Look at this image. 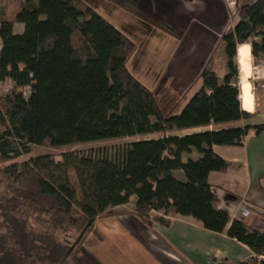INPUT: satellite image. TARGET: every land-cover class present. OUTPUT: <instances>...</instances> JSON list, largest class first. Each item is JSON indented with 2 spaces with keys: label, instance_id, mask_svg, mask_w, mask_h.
I'll return each mask as SVG.
<instances>
[{
  "label": "trees",
  "instance_id": "1",
  "mask_svg": "<svg viewBox=\"0 0 264 264\" xmlns=\"http://www.w3.org/2000/svg\"><path fill=\"white\" fill-rule=\"evenodd\" d=\"M23 1L15 21L24 32L0 24V83L14 85L0 98V187L10 196L0 204V264H68L86 238L102 239L98 219L132 196L148 226L167 224L164 216L192 217L263 254L264 232L218 210L208 182L210 173L230 166L213 147L242 146L252 127L167 134L251 118L242 107L237 56L248 43L252 57L264 60V0L242 6L223 35L225 77L205 69L201 90L184 107L171 88L151 91L129 72L135 44L82 0ZM27 87L25 98L18 88ZM151 134L163 136L128 144L114 156L71 152L60 162L49 155L16 161L47 142L61 148ZM193 150L201 158L184 163L182 155ZM176 170L186 181L174 177ZM23 209L54 231L79 233L76 243L53 247L51 237L30 229Z\"/></svg>",
  "mask_w": 264,
  "mask_h": 264
},
{
  "label": "crops",
  "instance_id": "2",
  "mask_svg": "<svg viewBox=\"0 0 264 264\" xmlns=\"http://www.w3.org/2000/svg\"><path fill=\"white\" fill-rule=\"evenodd\" d=\"M109 1L113 6L108 14L97 11L135 44L136 50L127 62L129 72L138 81H188L189 84L197 81L195 87L197 85L198 92L203 86L202 73L205 69H213L220 80L228 72L226 63L221 68L222 71L218 69V61L226 58L222 37L233 21L232 6L238 9L241 1L247 5L255 0ZM237 22L236 17L232 23L234 25ZM20 25L22 31H14L15 34L24 32V25ZM153 38L158 42H151ZM167 40H172L173 51L170 53L171 57L163 63L160 58L163 50L159 51V48L165 49L168 46ZM153 47L157 48L156 51H151ZM252 59L251 46H241L238 53L242 80L240 89L243 83L251 85V78L248 76H251ZM251 94L252 102L246 104L242 101L241 91L242 107L251 114L250 119L174 132H185L179 136L183 137L214 128L226 130L252 127L242 146L213 147L214 153L230 166L225 173H210L208 182L218 198V210L226 211L232 220H246L254 229L264 232V131L258 134L255 130V127L264 126V104L260 110L254 111L252 86ZM204 128L210 129L188 133ZM200 158L201 154L196 150L182 155L184 163L189 160L198 161ZM173 175L177 180L186 181L180 170L174 171ZM136 205L137 198L132 196L127 204L110 209L120 216L118 220H107L101 224L98 219L96 223V227L104 235V243L118 242L121 249L126 246L125 252L131 264H241L256 256L246 245L230 238L226 233L205 229L201 222L192 217L164 216L168 220L167 224L154 222L152 226H148L137 216ZM241 206L249 209L251 216L241 218L238 213ZM116 230L121 232L120 237L114 236ZM104 231L109 235L113 232V235L107 238ZM107 260L109 258L94 256L86 250L80 264H109Z\"/></svg>",
  "mask_w": 264,
  "mask_h": 264
},
{
  "label": "rangeland",
  "instance_id": "3",
  "mask_svg": "<svg viewBox=\"0 0 264 264\" xmlns=\"http://www.w3.org/2000/svg\"><path fill=\"white\" fill-rule=\"evenodd\" d=\"M82 2H84V4H86L87 6L93 8L95 11L98 10L100 13H104L105 15L108 14L109 12L108 10H110L113 6L109 0H82ZM243 5H244V1H241L240 7L238 9L236 7L233 8L234 6H232L234 16L232 15L231 18L233 21L236 17L239 21V11L241 9V6ZM23 6H24L23 0H0V24L3 21L12 22L14 24V31L16 33L21 32L22 25H20L19 23H16L15 20H16L17 14L21 11ZM98 11L97 13L100 14ZM102 17L105 19L104 15ZM232 22L230 23V28L233 27ZM167 41H168L167 42L168 46L165 47V49L159 48V51L163 50L160 53L161 62L163 63H165L166 60H168V58L171 57L170 53L173 51L172 40H167ZM151 42L155 44L158 41L156 38H153ZM155 47L151 48V51H156L155 49L157 48ZM1 49H2V43L0 42V51ZM243 56L245 57V52L243 53ZM225 63L227 64V58H224V60L218 61V65H219L218 69L220 68L221 70V68H223ZM252 66L254 68L261 70L262 73H260L258 76L253 75L250 81L251 85L249 83H243L241 85L242 101L243 103H246V104L252 102V94H251V86H252V91H253L254 100H255V110L254 111H257V110H260L264 104V60L253 58ZM130 69L133 71L132 68ZM248 77L251 78V76H248ZM140 82L144 84L147 88H149L151 91H154V92H157L159 89L165 88V87L171 88L177 94L178 98L180 99L182 107L187 105V103L197 93V85L195 87V84L197 81H191L190 84L188 83V81L187 82L186 81H140ZM200 82H199V86L201 85ZM12 85L13 84L10 81L4 83L1 87L2 91L10 90L13 87ZM207 129H210V128H207ZM207 129L204 128V129L192 130V131H189L188 133H195V132L204 131ZM184 133L185 132H172V133H169L167 136H172V135L182 136L184 135ZM162 136L163 135L161 134H151V135H145V136H135V137H127L123 139L110 140V141H102V142H96V143L73 145V146H67V147H61V148H54L47 142L41 147L32 146L29 154H25L17 158L16 161L24 162V161H28L31 158H35L38 156L49 155V156H52L56 161L60 162L62 161L63 154L71 153V152L85 153V154L99 152V153L108 154L109 156H114V154L117 152L119 148L124 147L128 144L142 141V140L159 139ZM71 178L77 190L79 191L78 183L75 179L74 173L71 174ZM7 196L10 197L9 193L3 187H0V204L4 205L3 204L4 198H6ZM109 212L110 213L107 214V216H103L102 218H100L99 223L103 224L104 221H107V220H118L119 219L120 216L117 215L114 211L109 210ZM21 213L23 217H26L29 220L28 225L30 226V229H32L38 236L48 235L49 237L52 238L51 242H53L52 244L53 247L57 245L72 246L74 243H76L79 237V233H76V232L68 233L64 231H54L47 223L41 220L42 218L39 217L38 214H32L31 212L26 211L24 209L21 210ZM1 222L2 221H0V223ZM0 230H3V228L0 227ZM105 233L107 234L106 235L107 238L113 235V232L110 233V235L107 232ZM101 235H102V239L97 238V236L95 237L93 236L92 238H86L84 240L85 246H83L82 248L80 247L78 249L75 257L72 258V260H70L68 264H80L82 255L83 253L85 254L86 250L91 252L94 256L109 258V260H107L109 264H131V262L128 261V256H127L128 254L125 252L127 251V248L124 244H123L124 245L123 249H121L118 246L119 244L118 242L114 244L110 241L104 243L103 241L105 238H103L104 237L103 233ZM120 235H121V232L116 230V234L114 236L120 237ZM101 242H103L104 244ZM46 264H52V263L48 262Z\"/></svg>",
  "mask_w": 264,
  "mask_h": 264
},
{
  "label": "built area",
  "instance_id": "4",
  "mask_svg": "<svg viewBox=\"0 0 264 264\" xmlns=\"http://www.w3.org/2000/svg\"><path fill=\"white\" fill-rule=\"evenodd\" d=\"M261 73H262V71H261ZM3 84L0 83V98L3 97V96H5L7 94V92L9 91V90L2 91V88L1 87H2ZM12 86L14 87V85H12ZM18 91L19 92H23V95H24L25 98H28L29 95H30V88L29 87H27L25 89L18 88ZM238 213H239V215H240L241 218H247V217L251 216V211L249 209H247L245 206L239 207ZM253 259H255V261H252V259H251V260H249L247 262H244V263L245 264H264V252H263V254H261L259 256L256 255Z\"/></svg>",
  "mask_w": 264,
  "mask_h": 264
},
{
  "label": "bare ground",
  "instance_id": "5",
  "mask_svg": "<svg viewBox=\"0 0 264 264\" xmlns=\"http://www.w3.org/2000/svg\"><path fill=\"white\" fill-rule=\"evenodd\" d=\"M244 45H249V44L246 43V44H244ZM242 46H243V45H242ZM240 47H241V46H240ZM240 47H239V48H240ZM259 73H261L260 70H258L257 68L252 67V69H251V79H252L253 75L255 76V75H258Z\"/></svg>",
  "mask_w": 264,
  "mask_h": 264
},
{
  "label": "water",
  "instance_id": "6",
  "mask_svg": "<svg viewBox=\"0 0 264 264\" xmlns=\"http://www.w3.org/2000/svg\"><path fill=\"white\" fill-rule=\"evenodd\" d=\"M237 61H238V56H237ZM250 81H251V79H250ZM240 98H241V95H240Z\"/></svg>",
  "mask_w": 264,
  "mask_h": 264
}]
</instances>
